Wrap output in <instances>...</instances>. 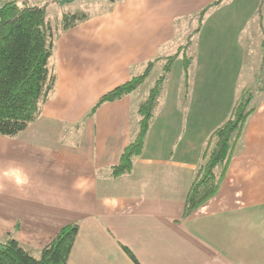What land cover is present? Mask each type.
<instances>
[{
  "label": "crops",
  "instance_id": "0c3cea01",
  "mask_svg": "<svg viewBox=\"0 0 264 264\" xmlns=\"http://www.w3.org/2000/svg\"><path fill=\"white\" fill-rule=\"evenodd\" d=\"M216 1L100 0L104 12L67 30L51 26L54 93L20 135H0V241L12 233L38 258L61 228L77 224L67 264H135L123 247L138 264H264V81L241 77L245 49L264 48V32L246 34L251 0ZM182 47L192 56L188 91L161 90L133 170L113 178L136 136L138 89L89 116L92 107ZM248 90L254 111L217 194L183 218L210 134Z\"/></svg>",
  "mask_w": 264,
  "mask_h": 264
},
{
  "label": "trees",
  "instance_id": "16d2710c",
  "mask_svg": "<svg viewBox=\"0 0 264 264\" xmlns=\"http://www.w3.org/2000/svg\"><path fill=\"white\" fill-rule=\"evenodd\" d=\"M49 1L45 0V5L38 7L13 0L0 7V135L7 138L17 137L35 122L55 90L57 77L50 66L53 30L46 17ZM221 1L217 0L213 5H218ZM210 7L212 6L197 15L196 31ZM87 18L84 13L64 14L61 29L67 30ZM184 50L185 47H182L177 54L148 62L141 74L101 96L92 107L89 116L101 105L130 95L145 82L154 65L162 63L163 75L138 109L139 133L125 147L119 163L111 168L113 178L130 174L133 170L134 160L141 155L157 106L159 84L166 80L179 56L182 57L183 70L187 75L191 60ZM252 93L251 90L243 92L228 118L210 134L201 163L186 195L183 218L217 194L232 159L235 144L254 111L249 107ZM77 233V224L64 226L43 247L38 258L33 257L10 233L5 240L0 241V264H67ZM123 250L138 264L127 248L123 247Z\"/></svg>",
  "mask_w": 264,
  "mask_h": 264
},
{
  "label": "rangeland",
  "instance_id": "374dc122",
  "mask_svg": "<svg viewBox=\"0 0 264 264\" xmlns=\"http://www.w3.org/2000/svg\"><path fill=\"white\" fill-rule=\"evenodd\" d=\"M100 0H90V1H74L73 3H67L61 7H58L57 4H53L52 6L47 8L46 17L48 22L51 24L53 28H56L61 24L60 18L62 13H85L86 15H96L102 13L106 10V4L98 2ZM39 2L42 0H32L29 2V5H39ZM254 8L252 12L256 10L253 14L251 22L249 23L248 27L246 28V34L249 35L250 38L254 36V32H257V35L264 32V16L261 17V13L264 15V0H251L253 3ZM42 5V4H41ZM40 5V6H41ZM256 35V36H257ZM175 52H172L171 55H174ZM191 60V55H186ZM263 56H264V48L258 46L254 47L252 44H248V47L245 49L244 54V62H243V69L241 70V77H245L246 80L249 78L248 83L253 86L252 82V75L253 73L256 74V78H254L255 82H258V78L264 81V67L263 66ZM191 65L192 62L190 61V65L187 71V75L184 73L183 64L181 60H176L173 63L171 68L170 74L167 76L166 80L159 84V94L158 100L161 90L164 89L165 86H168V90L172 92L175 97V94L182 95L183 93L187 92L190 86V76H191ZM247 65V67H246ZM248 68V69H247ZM249 74L251 76L249 77ZM163 75L162 72V63H156L151 70V73L145 80V82L138 88V91L133 95V106H132V130L137 135L139 133V121L140 116L138 115V109L140 104L147 98L150 90L155 87L160 80V77ZM245 92V91H244ZM252 106V102L250 103L249 107ZM155 110V109H154ZM152 119L150 121V126ZM219 172V168L216 170ZM35 257V256H34ZM37 257V256H36Z\"/></svg>",
  "mask_w": 264,
  "mask_h": 264
},
{
  "label": "water",
  "instance_id": "95a60500",
  "mask_svg": "<svg viewBox=\"0 0 264 264\" xmlns=\"http://www.w3.org/2000/svg\"><path fill=\"white\" fill-rule=\"evenodd\" d=\"M74 1H90V0H59L58 5L63 6L67 3H73Z\"/></svg>",
  "mask_w": 264,
  "mask_h": 264
},
{
  "label": "built area",
  "instance_id": "2783aa9c",
  "mask_svg": "<svg viewBox=\"0 0 264 264\" xmlns=\"http://www.w3.org/2000/svg\"><path fill=\"white\" fill-rule=\"evenodd\" d=\"M2 6V4L0 3V7Z\"/></svg>",
  "mask_w": 264,
  "mask_h": 264
}]
</instances>
